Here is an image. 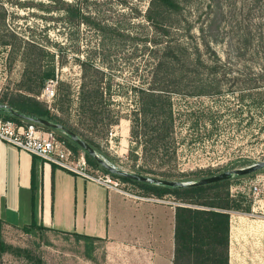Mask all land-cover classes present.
Here are the masks:
<instances>
[{"label": "rangeland", "instance_id": "374dc122", "mask_svg": "<svg viewBox=\"0 0 264 264\" xmlns=\"http://www.w3.org/2000/svg\"><path fill=\"white\" fill-rule=\"evenodd\" d=\"M67 1L77 2L83 12L91 16L90 22L70 21L68 14L58 8L60 4L56 0H0V10L6 11V19L4 22L0 19V26L35 41L46 50L43 61L46 69L71 86V123L97 141L99 152L105 158L129 172H135L140 165H151L145 162L141 147L130 134V115L138 99L134 87L149 86L153 65L164 49L163 44L156 46L149 42L155 39L151 24L144 18L150 0ZM209 2L198 0L189 20L195 25L193 35L199 41L204 34L214 42L227 74L214 79L222 85L220 94L173 96L178 159L173 167L166 166L173 172L210 167L219 169L217 173H220L264 161V87L251 88L264 81V11L251 14L247 20L253 36V52L243 55L233 50V0H223L222 10L217 9L210 32L200 30L209 23ZM173 36L179 41L177 47L188 54L195 39L187 35L184 25H176ZM8 56V48L0 46V97L17 91L22 78V61L18 57L12 61ZM78 59H90L105 72L104 85L110 89L106 101L122 113L119 123L108 132L91 130L78 123L76 106L82 80ZM191 73L193 76L188 79L194 85L207 81L206 73ZM239 94L241 96L237 97ZM39 98L52 105L55 95L50 97L43 89ZM121 187L131 193L136 190L129 183L121 182ZM231 190L235 194L245 193L254 201L257 199L259 206L255 215L231 213L230 264H264L261 207L264 171L234 181ZM164 229L166 244L159 256H167L166 251L169 253L167 259L159 257L157 264H169L172 248L169 222ZM5 239L15 247L29 249L40 259L39 264H113L108 260L104 242L96 241L90 258L85 253L86 242L71 233L45 231L42 236H36L13 230ZM0 264L35 263L6 252L0 256Z\"/></svg>", "mask_w": 264, "mask_h": 264}, {"label": "trees", "instance_id": "16d2710c", "mask_svg": "<svg viewBox=\"0 0 264 264\" xmlns=\"http://www.w3.org/2000/svg\"><path fill=\"white\" fill-rule=\"evenodd\" d=\"M56 2L60 4L58 8L68 14L70 21L76 24L90 22L91 16L83 12L77 2L67 0H56ZM222 4L223 0H210L209 23L205 28L201 26V31L207 29L210 32L217 9L222 10ZM196 6L198 0H150L144 13L145 20L151 24L155 33V39L149 42H153L156 46L163 44L164 49L153 65L149 86L134 87L138 99L137 107L130 115V134L132 140L141 147L145 162L151 164L140 165L135 169L136 173L163 179L192 181L220 171L206 167L187 172H173L172 169L166 168V166L173 167L178 159L173 96L220 94L222 85L214 79L225 77L227 74L224 61L216 51L214 42L207 39L204 34L201 35L200 41L196 35H193L195 25L189 20V15L193 14ZM263 11L264 0H233V31L235 32L233 50L236 53L245 55L253 52L251 50L253 36L247 20L250 19L251 14ZM0 19L2 22L5 21V10H0ZM181 24L184 25L187 35L195 39L188 54L177 47L179 41L173 36V28ZM0 46L8 48L10 60H16L18 57L23 63L20 88L1 96L0 103L8 104L13 109L31 116L60 122L101 152L100 145L95 139L88 136L78 125L71 123L70 108L73 94L70 84L58 79L52 105L39 98L46 82L55 79L54 73L48 71L43 64L46 50L35 41L22 38L15 31L3 26H0ZM78 61L82 68L76 106L78 123L91 130L108 132L110 127L119 123L122 113L113 109L106 101L110 89L109 86L104 85L105 72L90 59H78ZM191 71L206 73L207 81L200 86L194 85V82L188 79L193 76ZM256 84L251 88L264 87V81L262 85ZM240 96L241 94L237 95ZM0 118L17 123L28 122L6 111H0ZM34 124L53 132L56 140L69 148L74 158L81 155L80 151L84 152L80 145L65 133ZM85 157L91 173L102 171L120 182L129 183L136 188L134 193L137 195L170 198L177 203L173 264H230L231 213L234 211L251 213L254 204L253 198L245 193H233L232 184L236 180L254 176L264 170L206 185L169 187L110 173L89 154L85 153ZM20 231L42 236L45 231L57 230L40 224L34 218L30 224L21 227ZM71 234L86 242L85 253L92 258L95 243L101 239L85 234ZM6 252L24 256L35 264L40 263V259L29 249L15 247L2 239L0 256Z\"/></svg>", "mask_w": 264, "mask_h": 264}, {"label": "crops", "instance_id": "0c3cea01", "mask_svg": "<svg viewBox=\"0 0 264 264\" xmlns=\"http://www.w3.org/2000/svg\"><path fill=\"white\" fill-rule=\"evenodd\" d=\"M137 196L0 140V241L36 218L61 233L99 237L113 264H157L169 222L172 248L168 261L173 264L176 204ZM258 206L256 199L249 215H255ZM261 207L264 212V195Z\"/></svg>", "mask_w": 264, "mask_h": 264}, {"label": "built area", "instance_id": "2783aa9c", "mask_svg": "<svg viewBox=\"0 0 264 264\" xmlns=\"http://www.w3.org/2000/svg\"><path fill=\"white\" fill-rule=\"evenodd\" d=\"M58 79L57 77L55 79H49L46 82L44 88L45 94L50 95V97L55 95V87L58 83ZM0 140L16 146L20 150L36 155L44 161L55 164L74 174L94 180L108 188L126 192L121 187V182L111 175L106 173H91L88 170V164L84 153L74 158L71 150L57 141L53 132L40 128L34 123H17L10 119L0 118ZM137 197L158 202H167L166 199L157 197ZM172 203L177 204L174 201H172Z\"/></svg>", "mask_w": 264, "mask_h": 264}, {"label": "water", "instance_id": "95a60500", "mask_svg": "<svg viewBox=\"0 0 264 264\" xmlns=\"http://www.w3.org/2000/svg\"><path fill=\"white\" fill-rule=\"evenodd\" d=\"M0 111H6L11 113L12 115L31 122V123H37L40 125H43L49 129L61 131L68 135L70 138H72L74 141H76L80 147L83 149L84 154L87 153L90 156H92L94 159H96L100 165L109 171L110 173L123 176L129 179L147 182L155 185H161V186H169V187H187V186H200V185H206L209 183L218 182L221 180L229 179L235 176H241V175H247L254 172H258L261 170H264V161L256 162L251 165L242 166V167H236L233 169H229L220 173L213 174L211 176H207L198 180H192V181H182L177 179H163L159 177H154L151 175H143L140 173L135 172H129L124 169L119 168L115 164H112L107 158H105L97 149H95L89 142H87L85 139L80 137L77 133L67 128L65 125H63L60 122H56L50 119L37 117V116H31L25 113H22L18 110L13 109L8 104L0 103Z\"/></svg>", "mask_w": 264, "mask_h": 264}]
</instances>
